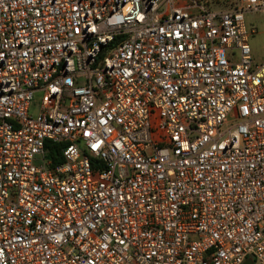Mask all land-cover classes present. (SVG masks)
Returning <instances> with one entry per match:
<instances>
[{"label":"built area","instance_id":"1","mask_svg":"<svg viewBox=\"0 0 264 264\" xmlns=\"http://www.w3.org/2000/svg\"><path fill=\"white\" fill-rule=\"evenodd\" d=\"M261 11L0 0V264H264Z\"/></svg>","mask_w":264,"mask_h":264},{"label":"rangeland","instance_id":"2","mask_svg":"<svg viewBox=\"0 0 264 264\" xmlns=\"http://www.w3.org/2000/svg\"><path fill=\"white\" fill-rule=\"evenodd\" d=\"M205 10L229 8L237 0H196ZM248 26L253 31L250 45L254 58L264 60V11L246 15Z\"/></svg>","mask_w":264,"mask_h":264},{"label":"trees","instance_id":"3","mask_svg":"<svg viewBox=\"0 0 264 264\" xmlns=\"http://www.w3.org/2000/svg\"><path fill=\"white\" fill-rule=\"evenodd\" d=\"M56 154V156H55ZM50 158H52V160H54V162L56 161H59L60 160V156L58 155L57 152H49V155H48Z\"/></svg>","mask_w":264,"mask_h":264},{"label":"water","instance_id":"4","mask_svg":"<svg viewBox=\"0 0 264 264\" xmlns=\"http://www.w3.org/2000/svg\"><path fill=\"white\" fill-rule=\"evenodd\" d=\"M242 264H253L251 259H246Z\"/></svg>","mask_w":264,"mask_h":264}]
</instances>
